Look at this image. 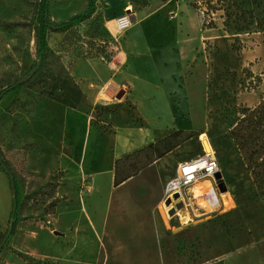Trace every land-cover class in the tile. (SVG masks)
Listing matches in <instances>:
<instances>
[{
	"label": "rangeland",
	"instance_id": "1",
	"mask_svg": "<svg viewBox=\"0 0 264 264\" xmlns=\"http://www.w3.org/2000/svg\"><path fill=\"white\" fill-rule=\"evenodd\" d=\"M36 1L0 0V90L27 78L0 100V158L18 195V221L0 264H264V0H186L206 37L195 77L203 104L195 95L192 114L119 161L107 116L124 103L127 124L144 125L131 101H123L125 92L108 97L117 105L94 108L82 101L75 110L47 97L55 83H75L76 59L113 52L123 34L114 43L118 15L108 19L106 13L116 5L95 0L88 20L49 34L44 69L32 76ZM90 1L49 0L51 24L83 15ZM165 1L129 4L127 12L136 21V13ZM54 96L62 99L59 88ZM202 134L226 191L205 181L196 185L197 198L187 192L189 200H166V178L203 153ZM93 139L100 140L103 159L95 157ZM116 176L125 180L119 186ZM12 200L0 183V235L9 228L5 211Z\"/></svg>",
	"mask_w": 264,
	"mask_h": 264
},
{
	"label": "crops",
	"instance_id": "2",
	"mask_svg": "<svg viewBox=\"0 0 264 264\" xmlns=\"http://www.w3.org/2000/svg\"><path fill=\"white\" fill-rule=\"evenodd\" d=\"M112 4L116 9L106 13L108 19L130 7L128 0H111ZM136 14L141 15L140 19L132 22L107 58L76 59L73 63L72 74L83 101L94 108L117 105L111 104L108 97L125 92L123 101L130 100L136 116L144 120L143 126H129L123 102L117 106V115L106 117L116 133V160L154 140L155 134L174 126L173 121L184 113L192 114L193 108L188 106H194L195 95L203 104L201 87L195 81L203 65L201 52L206 38L198 13L186 0H167L152 11L145 9ZM93 143H97L95 157L103 159L100 140L93 139ZM7 179L0 166V183L3 190L5 186L9 191ZM11 209L8 204L7 220Z\"/></svg>",
	"mask_w": 264,
	"mask_h": 264
},
{
	"label": "trees",
	"instance_id": "3",
	"mask_svg": "<svg viewBox=\"0 0 264 264\" xmlns=\"http://www.w3.org/2000/svg\"><path fill=\"white\" fill-rule=\"evenodd\" d=\"M130 4H138L142 3V5H145L146 2L148 3V0H128ZM94 4L95 0H91L88 6V10L80 16H75L73 18H70L68 21L60 24L59 26H54L51 24L49 20V0H37L33 7V14L35 17L34 20V29L36 33V45H37V60L29 69V74L32 76H35L37 74H40L42 70L44 69V62L46 55L50 53V48L48 45V35L51 33H66L70 31L73 27H78V25L86 20H88L91 15L94 12ZM103 48L99 50L98 54H104V50L106 46H102ZM87 56V53L85 54ZM19 82L12 84L8 87H5L0 90V100L13 91L16 87H19ZM60 89L62 92V99L55 98L54 92L57 89ZM49 99L54 100L58 102L59 104L75 110L78 105L84 100V95L80 88L77 86L76 83H72V81L69 78H66L63 80V82L60 84V86L55 85L52 86V90L48 93L47 96ZM259 111H252L251 113H258ZM260 120V119H259ZM258 120V121H259ZM153 145H149L148 148H152ZM263 157L261 158V163L264 164V149H263ZM162 156H159L161 158ZM119 161V160H117ZM0 166L7 176L9 180L10 190L12 193V209L9 214V228L8 230L0 235V254L3 251V247L7 241V238L11 236L15 231V223L18 221L16 218V210L18 205V195H17V186L16 182L11 175L10 171L7 168V165L5 162L0 158ZM125 180H118L117 176L114 179L115 186H119L122 184Z\"/></svg>",
	"mask_w": 264,
	"mask_h": 264
},
{
	"label": "built area",
	"instance_id": "4",
	"mask_svg": "<svg viewBox=\"0 0 264 264\" xmlns=\"http://www.w3.org/2000/svg\"><path fill=\"white\" fill-rule=\"evenodd\" d=\"M132 20V14L128 12H124L114 18L115 35L111 37L114 43H118L120 35L125 34L131 27ZM111 47L114 49L115 46ZM217 173L221 174V171L215 153L213 151L206 152L203 149V153L200 156L178 164L173 173L166 178L163 187L166 200L171 201L175 200V198L189 200L187 192H190L192 197L197 198L200 194L196 195L192 190H195L197 188L196 185L201 182L209 181L215 183L214 176Z\"/></svg>",
	"mask_w": 264,
	"mask_h": 264
},
{
	"label": "bare ground",
	"instance_id": "5",
	"mask_svg": "<svg viewBox=\"0 0 264 264\" xmlns=\"http://www.w3.org/2000/svg\"><path fill=\"white\" fill-rule=\"evenodd\" d=\"M200 140H201V143H202V147L203 149L206 151V152H210V151H213V147L212 145L209 143L208 139L205 137V134H202L200 136ZM211 186V185H209ZM199 189V188H198ZM225 195H227V193H224L222 194V196L224 197ZM214 201H210V204L213 203ZM226 202V201H225ZM214 204V203H213ZM164 208L166 209V213H168V211L170 210V207L167 206L166 204L163 205Z\"/></svg>",
	"mask_w": 264,
	"mask_h": 264
},
{
	"label": "water",
	"instance_id": "6",
	"mask_svg": "<svg viewBox=\"0 0 264 264\" xmlns=\"http://www.w3.org/2000/svg\"><path fill=\"white\" fill-rule=\"evenodd\" d=\"M26 80H27V78H23V79L19 82V84H23V83H25ZM122 94H123V92H120V93L117 95V98L120 99V98L122 97ZM214 179H215V181H216V183H217V186H218L219 191H220V192H225V191H226V186H225V184H224V182H223V180H222L221 174H220V173H217V174L214 176Z\"/></svg>",
	"mask_w": 264,
	"mask_h": 264
}]
</instances>
